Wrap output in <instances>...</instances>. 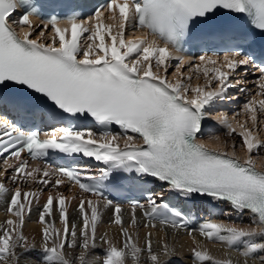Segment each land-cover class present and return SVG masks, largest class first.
<instances>
[{"label": "snow or ice", "instance_id": "1", "mask_svg": "<svg viewBox=\"0 0 264 264\" xmlns=\"http://www.w3.org/2000/svg\"><path fill=\"white\" fill-rule=\"evenodd\" d=\"M20 9L23 12L18 14ZM105 11L115 25L103 23ZM221 13L242 17L249 29L264 33V0H107L87 21L70 16L64 22L71 25L68 35V28L60 27L62 22L56 16L33 24L30 16L39 15L37 0H0V104L8 100L9 114L29 113V101L22 93L6 96V89L21 86L46 98L52 114L87 122L84 127L68 125L46 131L41 138L38 129L25 132L14 121L0 120V157L5 166L0 170V201L7 202L10 214L0 223V264H21V257L30 253L36 255L35 264H91L88 257L97 248V239L106 245L102 264H128L129 256L133 264H140L144 253L147 264H166L161 256L172 254L167 243L158 252L152 247L151 232L145 233L140 246L139 238L130 231L140 223L138 213L147 221L145 228H155L157 222L174 230L188 227L189 218L170 205L163 191L225 203L227 215H247L256 225L243 228L204 220L193 231L230 248L243 245V259L216 260L194 247L193 264H249L250 260L264 264V256L259 255L264 252V171L252 159V153L264 149V140L253 136L264 117V98L257 99L264 97V58L256 63L258 57H264V50L250 47L249 32L234 35L236 28L219 19ZM114 26L118 28L115 34L111 31ZM126 29H147L148 35L126 41ZM85 33L86 46L80 42ZM106 36L110 43L105 42ZM219 39L229 45L223 56L205 52L186 60L174 55L186 43ZM173 60L180 73L174 82L168 79ZM186 65L191 66L190 72L203 69V86H193L192 77L180 71ZM240 69L245 75L253 69L256 73L255 94L249 92L243 105L248 120L239 124L237 133L239 146L249 153L243 162L235 155V141L230 153L226 143L223 149H214L202 139L207 109L217 100L231 99L228 92L240 83L235 80ZM240 91L248 89L241 87ZM216 119L227 126L229 136L236 133L226 113H219ZM87 124L101 131H93ZM113 126L121 132H113ZM121 137L125 138L123 145ZM50 150L69 159L76 155L92 158L104 166L99 174L72 164L52 167L47 162ZM23 153L44 160V166L30 167ZM117 171L154 178L166 188L157 195L144 183H136L142 199H132L125 209L104 195L105 182ZM30 182L43 187L23 191L22 185ZM66 183L78 187L79 199L60 191ZM44 188L53 191L41 204ZM73 201H77L75 206ZM33 210L38 211V245L23 232ZM108 210L122 237L120 245L107 233L97 237L98 224ZM66 248H79L78 256L71 258Z\"/></svg>", "mask_w": 264, "mask_h": 264}, {"label": "bare ground", "instance_id": "2", "mask_svg": "<svg viewBox=\"0 0 264 264\" xmlns=\"http://www.w3.org/2000/svg\"><path fill=\"white\" fill-rule=\"evenodd\" d=\"M115 31L116 30H114V33H115ZM140 37H142V33H139L136 36L135 33L132 32L130 40H135L136 38H140ZM149 39H151V37H149ZM185 59L187 60V58H185ZM187 66H189V65H187ZM189 67H191V66H189ZM200 71H203V69L198 70V72H200ZM175 76H176V74H175ZM175 80L176 79H174V81ZM262 98H264V97H257V99H262ZM217 116H218V114L208 115V117L206 118L207 124L210 120L217 121V119H216ZM216 130H219V128L217 126H209V130L203 135V139L205 140V143L207 145H209L210 147H213L214 149H223L225 146V143H226L228 145V151L231 153L233 151V148L231 147V145L233 144L232 143L233 141L229 138L232 142L230 140L228 142L227 137L223 138L221 134H215L214 135L212 132H214ZM217 132L218 131H216V133ZM215 137H220V140L217 141L215 139ZM124 139H125L124 137H121V139H120L121 144L124 143ZM139 142L140 141L137 140V143H139ZM234 151H235V155L238 157H241L243 160H246L248 158L249 153L247 152V150L242 152V151L235 148ZM259 153L258 152L252 153V159L254 160L255 164H257L261 168H264V157H263L264 155L261 157V154L259 155ZM0 165L2 167L1 170H3V168L5 166L3 165V163H0ZM29 166L30 167H36V166L43 167L42 165L37 164V163H32ZM7 174L11 175V170H9ZM5 184L8 187L13 188V189L16 186V185L11 184L8 181H5ZM42 187L43 186L39 183H31L30 182L26 185H22V190L23 191L31 190V191L35 192L37 189H40ZM49 191H53V190L50 188H44L43 194L40 196L41 204L47 198ZM60 191L64 192V194L66 196H71V195L75 194L78 199L82 195L80 190H78L75 186H69L67 184L62 185L60 187ZM159 193H161V190L158 192V194ZM10 195L11 194H9V196H8V200H10ZM83 195L85 196V198H90L93 200L96 199L95 196H88L87 194H83ZM206 199L210 200L209 198H206ZM203 200H205V199H203ZM210 202L215 203L216 207L219 208V211H220V212H216L214 215V218L211 219L214 222L228 224V225H234V226L243 227V228H255L256 227V225L253 224L251 222V220H249L247 215L240 217L239 214H237L235 212H232L231 215H227L226 213L229 211V206L227 204L222 203V202L213 201V200H211ZM76 203H77V201H73V206H75ZM124 208L127 209L128 206H124ZM70 211H71V209H70ZM9 215L10 214L7 212V202L0 201V223H3L7 218H9ZM110 217H111V211L108 210L105 212V214L103 216V221L98 224L97 237H99L100 235H103L104 233H107L109 239H111L114 243H117L118 245H120V242L122 241V237L120 236L118 227L111 222ZM128 218H129L128 212L125 211V220H127ZM138 220H140V223L137 225V227L135 229H130V231L133 233L134 237L139 238L140 246H143V244H144L145 233L151 232L152 233V247L155 251H158V252L161 251L162 244L167 243L169 248L172 249L171 255H175V257L178 255L180 257H183L184 261L187 264H193L194 258L192 256L193 254H192L191 250L194 247H197L198 250L202 249V250L206 251L210 256H212L216 260H227V259L231 258L233 261H235L236 259H241V260L243 259V257L240 256V251L242 250L243 245H241L240 249L230 248L227 244L219 242L217 240L209 241L208 238L201 236L198 231H193V229L179 228V229L174 230L171 227L162 228V226L159 225L158 222H157L155 228H151V229L145 228L143 225H144V223H147V221H145L143 219L142 214H140V213H138ZM200 223H202V222L197 223V226L195 229H198V226ZM59 226H60L59 222L57 221V227H59ZM23 230H24V233H26L27 237L29 236V238H30V236H31L29 241H32L33 239H35V242L37 243V245L39 244L40 225L38 223V211L33 210L31 219L26 220L25 225L23 227ZM190 232H191V235L189 234ZM194 237H195V241L193 239ZM97 245H98L97 248L95 250H93L88 257L91 264H102V261H103L101 255L105 251L106 245L102 244V242L99 239H97ZM17 251H20V250L18 249ZM65 251L68 252V255L71 258H75L76 256H78L80 249L77 248L75 250H72V249L66 248ZM171 255L169 257H172ZM259 255L264 256V252L259 253ZM143 257L145 258V260L143 259L144 261L141 264H147V259H146L147 253H144L142 258ZM165 257H168V256L162 255L161 259L165 258ZM165 260H167V259H165ZM28 261H31L32 264H35L36 255L30 253V254H27V255L21 257V264H26V262H28ZM208 263H211V261L203 262V264H208ZM249 264H252L251 260H250Z\"/></svg>", "mask_w": 264, "mask_h": 264}, {"label": "rangeland", "instance_id": "3", "mask_svg": "<svg viewBox=\"0 0 264 264\" xmlns=\"http://www.w3.org/2000/svg\"><path fill=\"white\" fill-rule=\"evenodd\" d=\"M176 64L177 63L172 62V66L169 68L168 79H170L171 81H174V79H177L180 76L179 75L180 73H178L176 71V67H175ZM188 67L189 66H187V65L183 66L180 71L182 73H184L185 76H191L192 77L191 83L193 86H196L197 84H199L200 86H203L204 82H205L203 75H202L203 71L198 72L197 69L192 68V71L189 72L190 67L189 68ZM198 73H199V78H197ZM175 74H176V76H175ZM242 74L243 73L241 71L235 74V80H239L240 83L238 85H236V87L229 90L228 97H231V99H228L226 97L224 100H217L210 108L207 109V111L210 115H216L217 113L219 114L222 111H225L223 113H226L228 115L229 119L232 121L233 127L236 128V133H234L232 136H229L228 135L229 129L227 128V126L221 125L220 123H218V121H212L213 124H215L216 126H218L220 128L219 130H217L218 131L217 133L215 131V132H213V134L214 135L215 134H221L223 138L227 137L228 142L230 139L232 141H235V143L237 145L236 149L243 152L246 150L244 147L239 146L240 145V137L237 135V133H239V131L241 130L239 127V124L244 123L246 120H248V117L243 113V105H244L245 101L247 99H249V92H251V94H253V95L255 94V88H254L253 83H251V82H250L251 84L248 82L246 84H244L246 79L245 80L243 79L245 77ZM241 87L248 89V91H245L242 93L240 91ZM237 114H239V115H237ZM260 120H261V122L258 124L257 128L253 130V136L258 138V139L264 140V117H261ZM237 121L239 123H236ZM249 127H251L250 122H249ZM257 152L258 153L260 152L259 155L261 154V157L264 155V149H260ZM23 232H24V230H23ZM24 234L26 235V233H24ZM28 238H29V236H28ZM30 238H31V236H30ZM209 241H212V239H209ZM66 253L68 254V252H66ZM103 255H104V253L101 255V257ZM142 256H143V254L141 255V258H140V264L143 263V261L145 260V258L144 257L142 258ZM171 256L172 257L168 256V257H165L162 259H163V261H166V264H184V263L187 264L184 261L183 257H180L179 255L176 257H175V255H171ZM165 259H167V260H165ZM128 264H133L131 256H129ZM208 264H212V262L208 263Z\"/></svg>", "mask_w": 264, "mask_h": 264}]
</instances>
